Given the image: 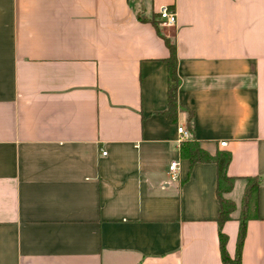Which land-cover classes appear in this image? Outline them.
<instances>
[{
  "label": "crops",
  "instance_id": "obj_1",
  "mask_svg": "<svg viewBox=\"0 0 264 264\" xmlns=\"http://www.w3.org/2000/svg\"><path fill=\"white\" fill-rule=\"evenodd\" d=\"M186 138L232 153V256L261 178L242 264H264V0H0V264H224L217 164Z\"/></svg>",
  "mask_w": 264,
  "mask_h": 264
},
{
  "label": "trees",
  "instance_id": "obj_2",
  "mask_svg": "<svg viewBox=\"0 0 264 264\" xmlns=\"http://www.w3.org/2000/svg\"><path fill=\"white\" fill-rule=\"evenodd\" d=\"M157 15V14H156ZM144 18V17H142ZM156 26L157 21L155 22ZM170 49V54L166 58L168 63V106L163 111L173 121H177L180 102L178 89L180 76L178 73L177 46L174 40L167 35H163ZM194 112L189 109L188 125L192 126ZM179 153L181 157L188 158L191 163L197 161H214L217 164V195L220 202L217 220L220 225V247L224 264H242L243 244L247 235V221L250 218L259 217V186L261 178L259 176H247L242 209L240 215V228L237 237L236 253L232 256L227 249L228 234L223 231V224L232 218V212L236 208L234 199L226 193L234 187L236 176L228 173V165L232 159V153L226 149H217L215 153L206 149L201 141L196 138H186L181 141Z\"/></svg>",
  "mask_w": 264,
  "mask_h": 264
},
{
  "label": "built area",
  "instance_id": "obj_3",
  "mask_svg": "<svg viewBox=\"0 0 264 264\" xmlns=\"http://www.w3.org/2000/svg\"><path fill=\"white\" fill-rule=\"evenodd\" d=\"M159 18L162 24L173 25L177 22V11L174 7L164 4L159 9ZM178 132L184 137L188 134V129L184 125H178ZM222 145L227 143L226 140L220 142ZM106 151H104L105 153ZM180 168V162L178 160H174L170 164V170L172 172V177H178Z\"/></svg>",
  "mask_w": 264,
  "mask_h": 264
}]
</instances>
